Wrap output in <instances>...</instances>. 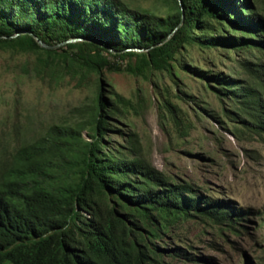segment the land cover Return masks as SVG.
<instances>
[{
  "label": "trees",
  "instance_id": "16d2710c",
  "mask_svg": "<svg viewBox=\"0 0 264 264\" xmlns=\"http://www.w3.org/2000/svg\"><path fill=\"white\" fill-rule=\"evenodd\" d=\"M164 2L166 11L155 14L123 0H0V48L36 52L60 78L76 69L171 71L192 42L264 46V21L247 0ZM229 26L238 32H227ZM35 36L47 44L85 39L45 48ZM244 65L252 81L193 69L221 98L236 99L247 124L262 133L264 74ZM114 96L106 98L99 85L94 104L78 107L73 122L51 124L9 152L0 147V264H162L173 256L197 263L207 257L162 245L176 223L199 216L234 226L250 210L204 197L192 183L167 178L142 158L105 153L109 118L121 116L119 104L129 103Z\"/></svg>",
  "mask_w": 264,
  "mask_h": 264
},
{
  "label": "rangeland",
  "instance_id": "374dc122",
  "mask_svg": "<svg viewBox=\"0 0 264 264\" xmlns=\"http://www.w3.org/2000/svg\"><path fill=\"white\" fill-rule=\"evenodd\" d=\"M123 1L155 14L167 9L164 0ZM247 1L264 21V0ZM230 29L236 28L225 30ZM38 56L0 48V147L9 152L51 124L73 122L78 107L94 104L101 85L106 98L115 99L116 93L129 101L119 104L121 116L109 118L105 153L142 158L167 178L192 183L204 197L250 209L234 226L199 216L180 220L162 245H179L207 259L192 263L173 256L162 264H242L248 259L264 264V132L247 124L236 99L221 98L193 69L252 81L244 64L264 74V46L192 42L176 55L171 71L150 69L144 75L76 69L55 78ZM117 63L124 66L127 60Z\"/></svg>",
  "mask_w": 264,
  "mask_h": 264
},
{
  "label": "water",
  "instance_id": "95a60500",
  "mask_svg": "<svg viewBox=\"0 0 264 264\" xmlns=\"http://www.w3.org/2000/svg\"><path fill=\"white\" fill-rule=\"evenodd\" d=\"M180 4L182 3L181 0H179ZM19 33L21 32H17L13 35H11L10 37H14L16 35H18ZM35 38L37 39L38 43L42 46V47H45V48H57L58 46L62 45L63 43H67V42H74V41H78V40H82V39H85V38H82V37H74V38H70L68 40H65V41H62V42H59V43H56V44H47L45 42H43L42 40L38 39L37 36H35ZM87 40H91L90 38H86ZM97 43H99L97 40H95ZM131 49H135L137 51H142L143 49H140V48H127L126 50H131Z\"/></svg>",
  "mask_w": 264,
  "mask_h": 264
}]
</instances>
